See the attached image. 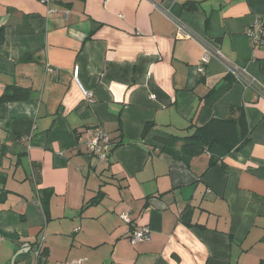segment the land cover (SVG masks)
<instances>
[{"label": "crops", "instance_id": "obj_1", "mask_svg": "<svg viewBox=\"0 0 264 264\" xmlns=\"http://www.w3.org/2000/svg\"><path fill=\"white\" fill-rule=\"evenodd\" d=\"M52 3L0 0V97L31 88L0 102V264H264V96L227 67L264 84L247 34L264 0ZM231 106L251 130L239 150L163 151ZM95 129L119 143L105 160L87 147ZM143 225L150 238L132 243Z\"/></svg>", "mask_w": 264, "mask_h": 264}, {"label": "trees", "instance_id": "obj_2", "mask_svg": "<svg viewBox=\"0 0 264 264\" xmlns=\"http://www.w3.org/2000/svg\"><path fill=\"white\" fill-rule=\"evenodd\" d=\"M194 3L190 2V5H195ZM4 40V28H1L0 43ZM32 57L33 55L28 54L22 56L21 59H30ZM30 92V87L14 85L0 97V102L24 100L29 98ZM148 127L149 124L146 126V129ZM250 131V125L243 107L231 106L228 117H213L206 124H195L193 132L188 135L182 137L172 136L165 141L163 151L172 154L176 158H181L184 161L206 150L210 151L214 156H217L218 154L239 150L249 140ZM178 140L182 141L179 147L176 144ZM113 144L115 147L119 143ZM214 156L211 158L212 162L216 160ZM34 177L36 182H38L39 176L37 173H35ZM41 202L44 205L46 199L41 197ZM44 253L45 249L42 248L40 255Z\"/></svg>", "mask_w": 264, "mask_h": 264}, {"label": "built area", "instance_id": "obj_3", "mask_svg": "<svg viewBox=\"0 0 264 264\" xmlns=\"http://www.w3.org/2000/svg\"><path fill=\"white\" fill-rule=\"evenodd\" d=\"M42 3H45L47 6V12L49 14H54L59 11L58 7L55 6L52 3V0H39ZM70 12L69 9L65 10V13L68 14ZM166 15L170 17V14L167 12ZM171 18V17H170ZM257 23L262 24L261 29L259 30H253V28H249L247 30L248 36L251 38L252 46H257V45H263L264 46V20H257ZM180 29H183L182 25H179ZM210 53V50H208ZM216 55L222 57V54L220 51L215 52ZM205 60V59H204ZM228 70L235 76L236 80L240 82L245 89L252 88L257 91V93L260 96H264V84L263 82L256 77L255 75L251 74L245 67L240 66L238 64H228L227 65ZM200 71H204V67L200 66L199 67ZM46 72L47 73H54L55 69L51 66L46 67ZM78 73H79V66L75 67L74 70V77L76 80H78ZM82 91L84 93L85 98L89 101L92 102L94 100V94L91 90L86 89L80 84ZM114 144L112 143L111 137L103 132L101 129H95L94 130V138L87 143L88 150L96 154L101 160H105L108 158V154L111 151V148ZM41 202V200H39ZM121 218L125 221H131L130 216L127 213H122ZM79 229V228H76ZM151 234V228L148 225H143L139 228H136L133 233L129 236V240L136 244L140 243L146 239L150 238ZM42 244L39 245L37 248V254H40L42 251ZM70 264H80L79 260L73 261Z\"/></svg>", "mask_w": 264, "mask_h": 264}, {"label": "rangeland", "instance_id": "obj_4", "mask_svg": "<svg viewBox=\"0 0 264 264\" xmlns=\"http://www.w3.org/2000/svg\"><path fill=\"white\" fill-rule=\"evenodd\" d=\"M32 259H33V261H35V260H37V258L35 257V255H34V253H32ZM4 264H6V263H4Z\"/></svg>", "mask_w": 264, "mask_h": 264}]
</instances>
